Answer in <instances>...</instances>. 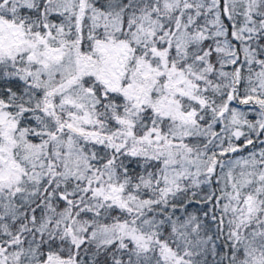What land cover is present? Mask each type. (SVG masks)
Instances as JSON below:
<instances>
[{
    "label": "snow or ice",
    "instance_id": "6c2138e0",
    "mask_svg": "<svg viewBox=\"0 0 264 264\" xmlns=\"http://www.w3.org/2000/svg\"><path fill=\"white\" fill-rule=\"evenodd\" d=\"M0 264H264V0H0Z\"/></svg>",
    "mask_w": 264,
    "mask_h": 264
}]
</instances>
